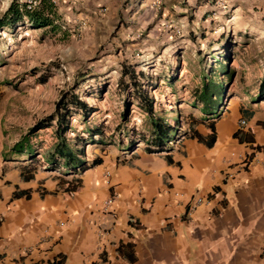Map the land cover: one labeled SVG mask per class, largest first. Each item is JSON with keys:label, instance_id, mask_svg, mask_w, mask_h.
<instances>
[{"label": "crops", "instance_id": "1", "mask_svg": "<svg viewBox=\"0 0 264 264\" xmlns=\"http://www.w3.org/2000/svg\"><path fill=\"white\" fill-rule=\"evenodd\" d=\"M170 2L123 11L149 24ZM81 3L91 23L117 19L123 1ZM216 112L165 151L96 152L80 174L0 144V264H264V99Z\"/></svg>", "mask_w": 264, "mask_h": 264}, {"label": "rangeland", "instance_id": "2", "mask_svg": "<svg viewBox=\"0 0 264 264\" xmlns=\"http://www.w3.org/2000/svg\"><path fill=\"white\" fill-rule=\"evenodd\" d=\"M12 1L0 0V21ZM122 1L114 20H101L104 3L100 20L89 23L93 15L85 2L57 0L54 29L32 28L25 18L14 29L0 28V144L11 149L30 136L37 122L54 115L61 94L75 87L95 111L87 121L71 119L69 138L83 139L86 159L96 152L151 147L137 89L154 99L157 117L170 125L179 120L175 141L191 120L205 117L196 109L203 79L223 84L218 107L233 97L258 100L264 82V0H170L149 24L132 23L131 11L123 10L136 0ZM123 71H134L138 87L132 88ZM54 129L55 122L30 136L36 163L47 165L44 153L56 141Z\"/></svg>", "mask_w": 264, "mask_h": 264}, {"label": "trees", "instance_id": "3", "mask_svg": "<svg viewBox=\"0 0 264 264\" xmlns=\"http://www.w3.org/2000/svg\"><path fill=\"white\" fill-rule=\"evenodd\" d=\"M54 4L51 0H40L39 4L31 11L26 9L25 4H19L16 0H13L0 21V28L10 27L14 29L18 25H23V19L25 18L28 25L35 29L50 28L54 29V23L51 16L54 13ZM226 74V73H225ZM137 75L142 76L140 72ZM128 76L130 85L138 87L137 76L134 71L130 73L127 71L122 72V77ZM127 88V87H126ZM75 88L69 91L63 92L55 105V112L53 116L43 119L37 122L30 131V136L33 133H37L39 130H44L52 127V123L55 122L54 137L55 143L49 151L44 153V162L48 165V169L56 171L58 169H64L70 174H80L89 168L101 164V160L96 157L90 164L86 161V155L82 146L83 139L75 137L69 138V134L73 133L71 119L74 116H81L82 120L87 121L93 114L94 109L82 100L76 93ZM138 91L139 109L142 110L148 118L149 122V136L148 144L151 147L144 149L147 153H159L165 151L169 142L178 137L177 130L181 127V124L177 118L174 119V124L170 125L159 118L154 113V99L145 95V91ZM223 84L215 82L209 79H203L199 89L196 91V109L205 117L219 118L218 105L223 96ZM257 97L259 100L264 99V82H261L258 87ZM205 117L194 119L189 124V129L192 125L203 122ZM211 133H214L213 124L209 125ZM91 136L95 135L93 130L87 131ZM187 133L183 132V135ZM196 134V133H195ZM30 136H24L19 142H17L11 149L9 154L23 157L26 156L28 160L35 162L34 148L29 143ZM72 191H74L72 189Z\"/></svg>", "mask_w": 264, "mask_h": 264}, {"label": "built area", "instance_id": "4", "mask_svg": "<svg viewBox=\"0 0 264 264\" xmlns=\"http://www.w3.org/2000/svg\"><path fill=\"white\" fill-rule=\"evenodd\" d=\"M16 1H17V3H19V4H25V5H26V9L29 10V11L33 10V9L39 4V2H40V0H16ZM76 1H77V0H70V2H71L72 4H75ZM51 2H52L53 4H56L57 0H51ZM223 111H224V110H223ZM175 142H176V141L173 140V141L169 142L168 145H169V146H172V145L175 144ZM112 202H113V201H112L111 198L107 199V200L104 202L105 207H106V208H109V207L111 206ZM198 202H200V201L198 200Z\"/></svg>", "mask_w": 264, "mask_h": 264}]
</instances>
